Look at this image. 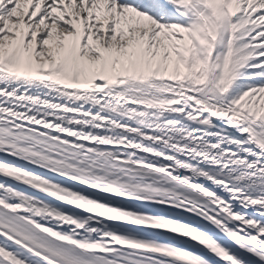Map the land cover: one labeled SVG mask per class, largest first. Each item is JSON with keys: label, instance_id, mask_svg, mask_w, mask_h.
Instances as JSON below:
<instances>
[{"label": "snow or ice", "instance_id": "obj_1", "mask_svg": "<svg viewBox=\"0 0 264 264\" xmlns=\"http://www.w3.org/2000/svg\"><path fill=\"white\" fill-rule=\"evenodd\" d=\"M0 264H264V0H0Z\"/></svg>", "mask_w": 264, "mask_h": 264}]
</instances>
